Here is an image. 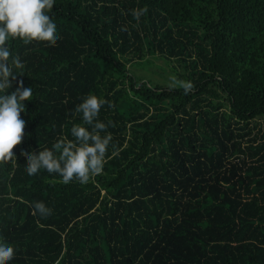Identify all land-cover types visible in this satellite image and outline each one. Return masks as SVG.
I'll list each match as a JSON object with an SVG mask.
<instances>
[{
    "label": "trees",
    "instance_id": "1",
    "mask_svg": "<svg viewBox=\"0 0 264 264\" xmlns=\"http://www.w3.org/2000/svg\"><path fill=\"white\" fill-rule=\"evenodd\" d=\"M48 14L55 46L6 42L25 65L6 94L33 88L0 164L8 264H264V0H55ZM90 94L114 105L98 116L113 136L102 174L29 176L22 152L91 131L73 115ZM37 201L52 215L33 216Z\"/></svg>",
    "mask_w": 264,
    "mask_h": 264
},
{
    "label": "clouds",
    "instance_id": "2",
    "mask_svg": "<svg viewBox=\"0 0 264 264\" xmlns=\"http://www.w3.org/2000/svg\"><path fill=\"white\" fill-rule=\"evenodd\" d=\"M55 0H0V164H7L14 159L13 149L20 145L24 138L25 121L21 113L25 111L24 101L31 100L33 88L23 87L20 81L16 90L6 94L12 81L17 79L14 69L25 67L21 58L11 56L6 47L8 38H19L25 43L32 41H46L55 46L59 36L56 24L48 14L53 10ZM144 10H133V16L139 18ZM169 89H183L187 95L194 90L191 81L170 77ZM105 104L109 108L114 105L95 95H88L78 104L73 115L82 113L84 124L91 127L89 131L80 124H74L71 134L74 140L66 137L53 144L52 149L45 148L38 153L24 151L26 157V172L29 176L36 175L45 169L49 174H58L63 184L74 180L81 185L87 184L94 176L103 172L106 153L113 140L108 125L99 121L101 107ZM101 132L107 134L101 136ZM114 147V145H113ZM58 153V155H57ZM32 215L46 219L52 215V209L43 201L31 205ZM39 223V220H37ZM14 257V248L0 242V264H8Z\"/></svg>",
    "mask_w": 264,
    "mask_h": 264
}]
</instances>
